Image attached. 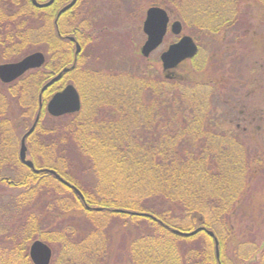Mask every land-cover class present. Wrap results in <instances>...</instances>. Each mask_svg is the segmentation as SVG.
I'll return each mask as SVG.
<instances>
[{
	"label": "trees",
	"instance_id": "1",
	"mask_svg": "<svg viewBox=\"0 0 264 264\" xmlns=\"http://www.w3.org/2000/svg\"><path fill=\"white\" fill-rule=\"evenodd\" d=\"M162 1L151 4L211 39L231 33L235 41L249 28L252 9L264 15V0ZM54 17L55 5L0 0V61L35 50L48 55L41 68L0 82V264H33L29 247L36 240L50 248V264H264V194L255 186L264 151L231 129L217 83L201 80L198 41L190 36L198 51L189 77L166 78L149 63L102 69L87 65L83 50L75 56L64 38L80 42L82 27L69 15L55 25ZM67 21L69 33L58 36ZM71 73L81 108L52 117L45 105ZM37 117L27 158L35 169L55 171L83 199L19 161L20 140ZM198 227L213 232L218 259L205 231L172 232Z\"/></svg>",
	"mask_w": 264,
	"mask_h": 264
},
{
	"label": "rangeland",
	"instance_id": "2",
	"mask_svg": "<svg viewBox=\"0 0 264 264\" xmlns=\"http://www.w3.org/2000/svg\"><path fill=\"white\" fill-rule=\"evenodd\" d=\"M151 2L152 0H78L71 8L67 20L71 25L79 24L82 27V31L78 32L82 37L79 42L80 53L83 50V55L88 57L86 64L102 69L111 68L115 64L116 67H124L127 70V67L144 68L149 63L161 74L159 56L179 37L168 32L164 43L152 52L149 59H142L139 51L145 36L141 28L145 11L152 7ZM162 3H166L165 0ZM252 10L254 12L250 14L249 28L239 34V38L235 37V41L231 33L223 40L220 37L211 39L202 34L195 36V32L185 26L181 34L198 41L199 53L195 61L204 68L201 80L208 79L217 83L224 101L222 107L228 111L229 118L234 119L233 127H229L234 128L237 119L244 127L242 119L249 120L254 117V125L247 133L252 139L249 146L264 151V15ZM170 17L171 21L177 19L175 14ZM66 25L63 23L60 29L69 33L70 26ZM71 49L74 53V45ZM43 54L47 63L48 55ZM190 66V60H187L172 71L173 76H191ZM66 78L64 86L74 85L72 79H76L75 74L71 73ZM220 110L223 111L224 108ZM239 113H242L243 117ZM262 172L255 186L263 190L261 193L264 194V168ZM252 221V217L247 219L248 226L252 225Z\"/></svg>",
	"mask_w": 264,
	"mask_h": 264
},
{
	"label": "water",
	"instance_id": "3",
	"mask_svg": "<svg viewBox=\"0 0 264 264\" xmlns=\"http://www.w3.org/2000/svg\"><path fill=\"white\" fill-rule=\"evenodd\" d=\"M32 4L37 8H44L50 6L54 0H49L46 3L39 4L36 0H31ZM77 0H71L65 7H63L59 14L64 13L75 5ZM173 35H180L182 27L179 21H173L169 23V16L165 10L160 7H150L145 12V18L142 23V32L146 36L144 44L141 46L140 54L147 58L155 49H157L167 30ZM68 40L74 41L73 38L69 37ZM80 52V47L78 44L75 45V54ZM197 54V46L193 39L189 36L182 35L179 40L175 43L170 44L161 54L160 62L162 66V71L166 73V78H170L173 73L172 71L177 68V66L188 59L193 58ZM45 62V58L42 53L36 52L30 54L21 60L13 63L0 64V82L3 84L10 83L17 78H19L26 71L31 69H37L41 67ZM71 68H63L56 76L51 78L46 82L41 88V92H44L47 88L57 82L63 74L70 71ZM80 110V99L78 92L72 85L65 86L61 91L56 92L46 104V111L52 117H60L66 114H73ZM38 117L35 119L34 124L28 129V131L22 136L20 140L19 148V161L31 169L35 173L47 172L53 175L60 183L69 187L80 199L82 198L81 193L77 188L67 183L53 170L47 169H35L33 163L26 158V138L33 132L35 124ZM86 208H89L86 206ZM95 210H100V208H95ZM118 213H124L123 210H115ZM131 215L136 216H147L145 214L136 212H127ZM200 231H205L211 238L214 239L216 247V258L218 259L217 250V240L214 237L213 232L206 230L203 227H199L193 231L182 232L178 230H173L174 234L183 237H190L195 235ZM29 257L33 264H50L51 260V250L43 242L36 240L29 247Z\"/></svg>",
	"mask_w": 264,
	"mask_h": 264
},
{
	"label": "flooded vegetation",
	"instance_id": "4",
	"mask_svg": "<svg viewBox=\"0 0 264 264\" xmlns=\"http://www.w3.org/2000/svg\"><path fill=\"white\" fill-rule=\"evenodd\" d=\"M39 3H45V2H47L48 0H37ZM69 2H71V0H54V2H53V4L52 5H55V21L57 20H60V19H62V18H64L65 16H68L70 13H71V10L72 9H70V10H67V11H65L64 13H62V14H60L59 15V11L63 8V7H65ZM47 8V7H46ZM40 9H45V8H40ZM54 21V22H55ZM57 28V27H56ZM57 34H58V36H60L61 35V30H59V28H58V31H57ZM67 37L69 36V35H66ZM65 36V37H66ZM64 37V38H65ZM75 38V37H74ZM75 40L77 41V39L75 38ZM78 42V41H77ZM240 115H242V113H239ZM241 117H243V115L241 116ZM237 121V123L234 125V127L237 129V130H241V132H242V134H246L247 135V133L249 132V131H251L250 130V127H251V125L250 124H252L254 121H255V119H254V117L253 118H250L249 120H247L246 118L245 119H242V121L244 122V127H242L241 126V122H239L240 120H236ZM234 121L232 120V123H233ZM250 125V126H249Z\"/></svg>",
	"mask_w": 264,
	"mask_h": 264
}]
</instances>
